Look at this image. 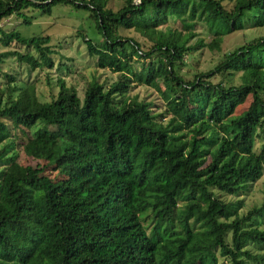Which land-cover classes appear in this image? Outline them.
Here are the masks:
<instances>
[{
  "label": "trees",
  "instance_id": "1",
  "mask_svg": "<svg viewBox=\"0 0 264 264\" xmlns=\"http://www.w3.org/2000/svg\"><path fill=\"white\" fill-rule=\"evenodd\" d=\"M57 3L88 10L101 41L77 36L117 77L93 76L81 97L58 77L46 101L30 83L0 88V264H264V178L257 204L240 212L241 199H225L264 175V34L191 78L177 70L243 21L264 26V0H0V20L28 24L22 9ZM199 26L211 38L190 42ZM10 42L37 56L5 50L0 62L52 66L47 35L0 28ZM132 56L147 61L136 69ZM133 84L162 105L129 96ZM17 130L34 165L15 159Z\"/></svg>",
  "mask_w": 264,
  "mask_h": 264
},
{
  "label": "rangeland",
  "instance_id": "2",
  "mask_svg": "<svg viewBox=\"0 0 264 264\" xmlns=\"http://www.w3.org/2000/svg\"><path fill=\"white\" fill-rule=\"evenodd\" d=\"M105 3L106 7L116 10L121 6L122 0H105ZM228 4L225 6L228 7ZM21 11H23L25 18L27 16L29 19L28 24L23 23V17L20 16L18 18L17 16L10 15L0 20V28L4 31L16 30L24 37L47 35L49 37V45L55 51L50 55L52 66L49 68L37 67L29 70L26 64L18 62L14 56L5 57L0 62V88L4 89L5 85L11 84L15 85L17 90L20 86L30 83L34 86V92L38 100L46 101L50 93H55L56 87L54 82L58 77H64L66 82L73 84L79 97L83 93L85 82H88L93 76L102 83H108L117 77V73H113L108 69L101 70L95 68L94 58L87 54L83 42L77 36V31L81 30L92 42L101 41V36L95 28V20L89 15L88 10L74 8L69 4L57 3L50 6L48 13L31 7L22 9ZM167 23L171 26H179L178 22L171 19ZM199 27L200 29L196 28L195 30L197 35L190 42L196 37H201L206 42L211 38V34L204 31V26ZM120 34L143 41V38L131 29L120 28ZM263 34L264 26L256 27L249 21H243L240 29L232 30L222 36L219 50H209L207 47H200L190 54H186L182 59L184 63L177 67L178 73L185 74L187 78H191L192 74L207 71L222 59L224 53ZM5 50L30 52L33 56H37L32 48L20 46L15 42H10L7 46L0 44V52ZM132 59H134L132 65L136 69H139L141 62L145 63L147 61V59L142 60V58L134 56H132ZM6 75L13 76L14 80L9 81ZM216 79L217 77L212 79V81ZM159 87L162 89L161 83H159ZM128 95H134L137 99H143L152 103L151 107L154 109L162 105L159 91L148 85L133 84L129 88ZM238 108L239 110L242 109L241 106ZM49 128L53 132L56 131L53 127ZM31 131H28V136L31 134ZM14 132L17 135V139L12 145V151L16 153V161L20 164L34 165L35 160L26 156L22 151V144L27 139L26 135L21 134L20 130ZM49 175L54 177L56 173L54 175V172L50 171ZM263 178L264 175L260 180L249 184L245 190L239 192L236 196H226L225 199H241L244 206L240 208V212L247 208V204H257L260 199L261 180ZM220 264H224V261Z\"/></svg>",
  "mask_w": 264,
  "mask_h": 264
}]
</instances>
